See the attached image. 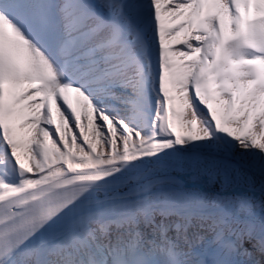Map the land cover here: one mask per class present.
Listing matches in <instances>:
<instances>
[{
	"label": "snow or ice",
	"instance_id": "6c2138e0",
	"mask_svg": "<svg viewBox=\"0 0 264 264\" xmlns=\"http://www.w3.org/2000/svg\"><path fill=\"white\" fill-rule=\"evenodd\" d=\"M169 164L264 195V0H0V264L264 259V199Z\"/></svg>",
	"mask_w": 264,
	"mask_h": 264
},
{
	"label": "bare ground",
	"instance_id": "6f19581e",
	"mask_svg": "<svg viewBox=\"0 0 264 264\" xmlns=\"http://www.w3.org/2000/svg\"><path fill=\"white\" fill-rule=\"evenodd\" d=\"M153 178L158 182L161 188H182L189 191H205L211 192L212 194H221L223 196L231 197L236 192H243L245 195L250 197L255 203L254 208L255 217L258 220L260 215L259 204L264 195L260 191L259 178H255L252 181V186H246L244 184L240 185H225L222 187V178H218L215 182H210L208 176L202 172L197 171L195 166H189L187 164H169V165H157L152 168ZM244 217L241 216V219ZM237 227H242V224H237ZM146 231H150L146 230ZM244 247L252 251V245L250 243H245ZM240 264H246L249 259H252L256 264H264V259H262L261 254L256 252L252 257L244 256L243 254L236 257Z\"/></svg>",
	"mask_w": 264,
	"mask_h": 264
}]
</instances>
